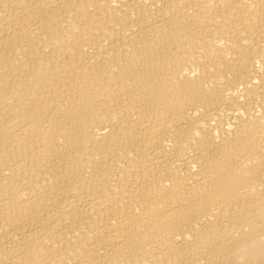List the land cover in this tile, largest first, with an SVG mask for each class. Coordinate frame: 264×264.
Returning <instances> with one entry per match:
<instances>
[{
    "label": "bare ground",
    "instance_id": "1",
    "mask_svg": "<svg viewBox=\"0 0 264 264\" xmlns=\"http://www.w3.org/2000/svg\"><path fill=\"white\" fill-rule=\"evenodd\" d=\"M0 264H264V0H0Z\"/></svg>",
    "mask_w": 264,
    "mask_h": 264
}]
</instances>
